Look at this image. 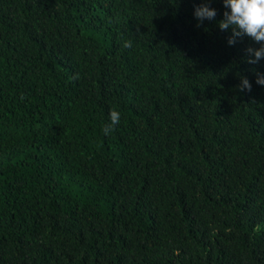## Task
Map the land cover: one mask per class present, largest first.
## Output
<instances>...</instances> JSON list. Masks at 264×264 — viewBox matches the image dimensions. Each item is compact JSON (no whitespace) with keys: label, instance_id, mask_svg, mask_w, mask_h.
Listing matches in <instances>:
<instances>
[{"label":"trees","instance_id":"trees-1","mask_svg":"<svg viewBox=\"0 0 264 264\" xmlns=\"http://www.w3.org/2000/svg\"><path fill=\"white\" fill-rule=\"evenodd\" d=\"M225 11L0 0V264H264V58Z\"/></svg>","mask_w":264,"mask_h":264},{"label":"clouds","instance_id":"clouds-1","mask_svg":"<svg viewBox=\"0 0 264 264\" xmlns=\"http://www.w3.org/2000/svg\"><path fill=\"white\" fill-rule=\"evenodd\" d=\"M210 2V0H209ZM223 5L230 11L223 13V19L218 22L221 30L231 28L232 36L228 43H235L236 37H249L259 48L249 47L247 52L254 56L249 59L248 63L256 64L264 58V0H222ZM216 10L210 8L207 3L195 8L194 15L201 23L204 20H213L216 17ZM125 48L131 47V42L126 41L123 45ZM256 83L264 85V74L257 73ZM241 91L247 89L251 91V83L246 77H241V84L238 85ZM110 123L105 125L103 132L105 135L113 130L114 126L120 122V113L115 109L109 112Z\"/></svg>","mask_w":264,"mask_h":264}]
</instances>
